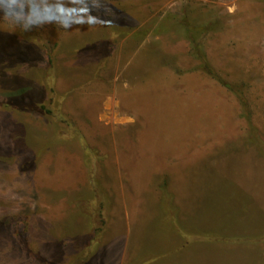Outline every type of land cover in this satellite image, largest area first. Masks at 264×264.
I'll use <instances>...</instances> for the list:
<instances>
[{"label":"rangeland","instance_id":"374dc122","mask_svg":"<svg viewBox=\"0 0 264 264\" xmlns=\"http://www.w3.org/2000/svg\"><path fill=\"white\" fill-rule=\"evenodd\" d=\"M185 12L211 30L188 36ZM111 22L131 34L101 68L68 50ZM0 31L60 43L62 111L99 156L0 109V264H264V0H0ZM90 171L109 204L89 252Z\"/></svg>","mask_w":264,"mask_h":264},{"label":"trees","instance_id":"16d2710c","mask_svg":"<svg viewBox=\"0 0 264 264\" xmlns=\"http://www.w3.org/2000/svg\"><path fill=\"white\" fill-rule=\"evenodd\" d=\"M199 20L200 18L191 17L189 12H185L180 22H177L178 24H182L178 28L181 27L188 36H199L211 30V27L206 28L208 25L206 22L202 23ZM170 21V18L164 19L159 29H166V25ZM130 34L131 32L123 25L115 24V22L106 23L96 35L79 40L74 44H69L67 48L72 54L83 51L89 52L95 63H98L100 65L99 68H101L102 63L113 52L116 44L128 38ZM45 40L46 44L51 45L50 54L46 53L47 48L42 45L37 34L27 39H22L0 31V82L6 87V95L0 100V109L20 116L28 114L41 117L49 127L48 136L50 140L48 141V145H53L54 147L59 142L65 144L71 143L72 145L73 143L80 144L85 166L90 169L92 160H97L99 157L98 151L91 149L87 145L82 134L76 127L71 125L70 120L62 111L65 95L60 94L56 88V75L53 67V58H51L52 55L55 56L57 54L60 43L54 42L49 36H46ZM191 42L195 44L191 48L193 51L192 55L198 62V70L215 79L216 76H214L201 46L196 43V38L192 39ZM149 55L151 58H155L154 53L150 52ZM46 56L47 65L46 67H42L41 65L45 62ZM19 66L26 68V72L32 71L34 76L28 73L22 78L9 77L7 72ZM215 80L232 93V84L220 81L218 78ZM11 81L25 82L27 85H14ZM238 98L242 101L240 93L238 94ZM88 176V183L84 189V193L89 198L78 202H81L79 206L80 210H87L85 216L89 219L90 232L86 240L90 252L92 247L99 242V238L104 232L107 223L104 212H106V206L109 204V197L102 183L91 171ZM167 198H170V196L164 192L162 202L167 201ZM262 242H264V239ZM89 252H86L87 256Z\"/></svg>","mask_w":264,"mask_h":264}]
</instances>
